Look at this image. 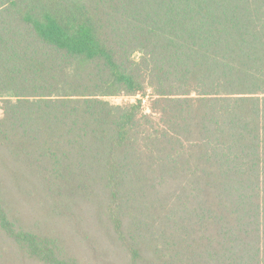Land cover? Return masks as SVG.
<instances>
[{"label": "trees", "instance_id": "trees-1", "mask_svg": "<svg viewBox=\"0 0 264 264\" xmlns=\"http://www.w3.org/2000/svg\"><path fill=\"white\" fill-rule=\"evenodd\" d=\"M17 197L131 264H264V0H0V239L74 264Z\"/></svg>", "mask_w": 264, "mask_h": 264}, {"label": "rangeland", "instance_id": "rangeland-1", "mask_svg": "<svg viewBox=\"0 0 264 264\" xmlns=\"http://www.w3.org/2000/svg\"><path fill=\"white\" fill-rule=\"evenodd\" d=\"M109 101L122 105L133 103L134 99L117 97L110 98ZM148 105L149 102L145 99L142 108L146 111ZM17 200L22 205L17 218L27 228L40 225V230L36 232H42L49 239L54 240L61 248L65 260L74 264H131L129 253L116 241L107 223L101 222L102 217L89 216L85 211V213H66L47 218L45 202L42 203L43 207L40 211H33L28 209L27 202L18 197ZM0 264L44 263L24 254L11 242L0 239Z\"/></svg>", "mask_w": 264, "mask_h": 264}]
</instances>
